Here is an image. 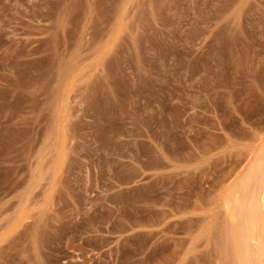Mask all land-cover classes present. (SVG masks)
I'll list each match as a JSON object with an SVG mask.
<instances>
[{"label": "rangeland", "instance_id": "1", "mask_svg": "<svg viewBox=\"0 0 264 264\" xmlns=\"http://www.w3.org/2000/svg\"><path fill=\"white\" fill-rule=\"evenodd\" d=\"M0 264H264V0H0Z\"/></svg>", "mask_w": 264, "mask_h": 264}]
</instances>
